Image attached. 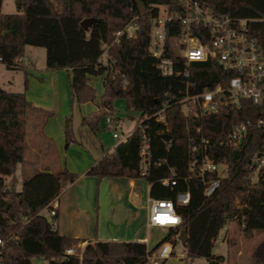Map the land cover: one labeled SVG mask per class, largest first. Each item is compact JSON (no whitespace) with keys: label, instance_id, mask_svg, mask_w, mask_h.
Listing matches in <instances>:
<instances>
[{"label":"trees","instance_id":"trees-1","mask_svg":"<svg viewBox=\"0 0 264 264\" xmlns=\"http://www.w3.org/2000/svg\"><path fill=\"white\" fill-rule=\"evenodd\" d=\"M141 1L146 6L144 15H140L136 0H14V13H3L0 0V62L7 68L20 69L15 59L25 54L27 45L45 48L48 68L69 70L71 94L79 104L96 99L97 89L90 81L102 76L101 110L83 116L82 123L93 132L103 130L106 112L115 114L114 100L125 99L127 111L141 113L144 132L150 136L151 158L148 172L141 174L143 131L137 126L126 141L118 143L114 152L105 153L86 174L99 178L143 177L150 184V196L159 199L175 200L178 192L188 190L190 201L176 205L182 222L168 229V237L184 228L188 234L184 246L190 260L204 257L208 264H227L224 255L214 252V246L229 220L238 216L247 237L254 231H264V177L253 188H248L245 181L249 161L262 146L264 129L251 126L242 144L228 139L234 122L256 119L260 111L250 101L238 98L213 114L186 113L181 100L187 86L189 93L218 84L225 87L233 72L213 59L188 65L178 60L182 73L162 75L149 51L150 17L158 12L159 4L172 9L180 5L177 0ZM202 1L219 15L247 18L248 31L264 41V0ZM91 17L96 20L83 28L81 21ZM130 21L138 26L136 35L124 34L114 40V32ZM170 34L172 30L168 29ZM29 107L25 91H6L0 86V237L7 239L1 252L2 264H32L35 256L44 257L48 264H144L148 253L165 239L150 250L140 241L112 240L87 244L81 256L78 249L75 254L66 253L77 240L60 234L41 210L77 177L67 168L25 177L19 191L6 186L5 177L24 158ZM163 108L167 125L153 117ZM200 135L210 141V156L227 165L219 187L209 196L203 194L204 183L190 169L194 158L191 146ZM65 136L67 145L75 140L71 117L66 119ZM170 176L177 183L164 185L162 179ZM236 199L246 202L242 210ZM12 233L16 236L9 238ZM251 257L252 264H264V238Z\"/></svg>","mask_w":264,"mask_h":264},{"label":"built area","instance_id":"built-area-1","mask_svg":"<svg viewBox=\"0 0 264 264\" xmlns=\"http://www.w3.org/2000/svg\"><path fill=\"white\" fill-rule=\"evenodd\" d=\"M179 9H172L166 4L158 5V12L150 17L149 51L156 59V67L164 76H174L182 73L178 69V60H183L188 65L191 61L215 60L222 68L230 70L233 75L228 85L218 84L214 87H205L201 91L189 93L188 86L181 102L186 113L213 114L223 108L227 102H237L244 98L257 106L260 111L256 119L236 121L228 133V139L234 144H242L244 137L251 126L255 125L264 129V41H259L256 36L248 31L247 18H233L228 15L215 13L210 5L202 0H177ZM138 26L128 22L123 28L114 32V40L121 35L133 37ZM168 29L172 34L168 35ZM16 64H23V56L15 59ZM188 72H184L187 76ZM157 121L167 125L166 109L163 108L153 114ZM104 125L111 130L115 140L109 152H114L118 143L126 141L132 131L124 132L122 119L116 114H106ZM138 126L143 131L140 148V172L145 174L149 170L151 151L150 136L144 132L140 123ZM242 139V143L239 140ZM210 141L204 135L191 146L190 153L194 157L190 161V169L204 183L203 194H213L220 185V178L227 172V165L222 161H215L210 156ZM163 161H158L162 163ZM215 176L208 178L207 175ZM264 177V139L261 148L256 150L251 157L245 181L248 188L258 185ZM162 183L167 186L175 185L176 178L165 177ZM59 195V194H58ZM58 195L46 206L51 216L57 215L59 207ZM190 201V192L180 191L176 199H159L149 196V226L177 227L182 222V217L176 205L187 204ZM237 207L242 210L246 202L236 199ZM238 221V216L229 220L224 226L228 227L230 221ZM239 222V221H238ZM241 228L244 224H240ZM179 234L171 235L147 255L144 264H161L174 253ZM16 234H11L14 237ZM7 239L0 237V264L1 252ZM218 245V244H217ZM77 252L74 246L66 249L67 254ZM81 256V251L79 252Z\"/></svg>","mask_w":264,"mask_h":264},{"label":"crops","instance_id":"crops-1","mask_svg":"<svg viewBox=\"0 0 264 264\" xmlns=\"http://www.w3.org/2000/svg\"><path fill=\"white\" fill-rule=\"evenodd\" d=\"M44 56V60L38 61L31 46L27 45L22 68L15 69L23 71L24 82L26 86L29 84L25 94L30 103L26 115V156L24 151L23 161L16 168L20 165L23 172L35 168L47 173L67 168L77 174L75 180L64 186L59 193V207L53 222L60 234L77 240L72 245L76 249L82 251L89 243L112 240L140 241L146 244L148 250L154 248L168 237V229L164 238L163 234L157 233L161 227L148 225L150 184L147 180L128 176L99 178L86 174L113 145L110 141H102L100 130L93 132L87 124L82 123L83 116L98 109L97 100L103 92L102 83L100 90L96 88L94 101L79 104L71 94L69 70L48 68L46 53ZM96 79L92 78L90 83L97 87ZM8 82L12 86V80L8 79ZM68 117L72 118L75 140L67 145L65 124ZM230 225L231 222L226 228L225 239L217 247L223 246L225 240L235 245L237 240L246 237L239 229L231 233ZM228 250L229 247L226 253L216 250L215 253L224 255L227 261ZM240 254L241 250L237 249L236 258ZM35 257L43 258V264H48L44 257ZM35 257L32 258V264H40L34 261ZM199 258L204 257L194 259Z\"/></svg>","mask_w":264,"mask_h":264},{"label":"rangeland","instance_id":"rangeland-1","mask_svg":"<svg viewBox=\"0 0 264 264\" xmlns=\"http://www.w3.org/2000/svg\"><path fill=\"white\" fill-rule=\"evenodd\" d=\"M3 13H14L16 12V6L14 0H3L2 8ZM31 46V49L34 51V56L38 61H42L45 59V48L41 46ZM26 62H28V57H26ZM10 68H6L2 62H0V86L11 90L13 92L18 91H25L26 88L29 89V84L27 83V86L24 82V73L20 70L11 69L13 71H8ZM15 70V71H14ZM94 78V77H93ZM8 79L12 80V86L8 82ZM96 84L98 85L96 88L100 90L101 83L103 82L102 76H97V79L95 80ZM35 87V86H34ZM97 96V95H96ZM39 98V97H37ZM100 99V97H99ZM99 99L97 100L99 102ZM97 102V104H98ZM114 108H115V114L122 119V129L120 131L129 132L132 131L134 128H136L142 121L141 113L138 111H127L126 110V102L123 98H117L113 102ZM99 110L100 106H98ZM47 111V110H46ZM47 113H49L47 111ZM108 112H106L107 114ZM104 125V122L102 123ZM100 136L103 142H111L114 143V139H112L111 133L112 131L103 127V130H100ZM26 156V151H25ZM31 168V167H29ZM38 172L35 168L29 169L27 172H23L21 170V166L18 165V167L15 169V171L7 175L5 177V183L6 186L15 191H19L22 188L23 180L25 177H29L33 175L34 173ZM42 214L46 216V218L49 220V222L53 223L55 221L54 217L50 215L49 208L44 207L42 210ZM231 222V228L230 232H235L234 230L239 229V231H243V228H241L240 223L236 220L230 221ZM229 222V223H230ZM168 228L161 227L159 230L157 229L158 234H163L162 237H166ZM227 229L225 227L221 228L216 243L214 246V252L215 250L218 252L226 253L227 247H229V250L227 252V261L224 263L227 264H252V252L255 248V245L264 238V231H256L255 234L249 237H242L241 240H237L235 245H232L230 240L224 242L223 246L220 248L217 247V244L222 242L225 239ZM164 237V238H165ZM241 250V254L239 257L236 258V250ZM79 250V249H78ZM80 252V251H79ZM218 254V253H217ZM34 261H38V263L43 264L44 260L41 257H35ZM163 264H208L204 258L194 259L190 260L187 257L185 246L181 243V241H177L174 247V253L171 255V257L165 259Z\"/></svg>","mask_w":264,"mask_h":264},{"label":"water","instance_id":"water-1","mask_svg":"<svg viewBox=\"0 0 264 264\" xmlns=\"http://www.w3.org/2000/svg\"><path fill=\"white\" fill-rule=\"evenodd\" d=\"M136 3H137V7H138L140 15H144L146 12L145 4L141 0H136ZM95 20L96 19L92 18V17L86 18V19L81 21V25L83 26V28L87 29L88 26L91 25ZM239 143H242V139L239 140ZM179 239H180L182 244H185L187 242L188 234H187L186 229L183 228L180 230Z\"/></svg>","mask_w":264,"mask_h":264}]
</instances>
